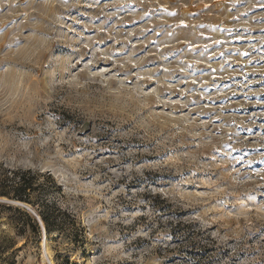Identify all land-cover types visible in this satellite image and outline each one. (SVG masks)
<instances>
[{
    "label": "rangeland",
    "instance_id": "1",
    "mask_svg": "<svg viewBox=\"0 0 264 264\" xmlns=\"http://www.w3.org/2000/svg\"><path fill=\"white\" fill-rule=\"evenodd\" d=\"M52 263L264 264V0H0V264Z\"/></svg>",
    "mask_w": 264,
    "mask_h": 264
},
{
    "label": "trees",
    "instance_id": "2",
    "mask_svg": "<svg viewBox=\"0 0 264 264\" xmlns=\"http://www.w3.org/2000/svg\"><path fill=\"white\" fill-rule=\"evenodd\" d=\"M28 189H30V187H28V185H25L24 187L22 186L20 189H17V190L22 191V192H25V194L27 195L28 194ZM42 216H43V220L46 223V228L49 229L48 219L46 218L45 215H42Z\"/></svg>",
    "mask_w": 264,
    "mask_h": 264
},
{
    "label": "bare ground",
    "instance_id": "3",
    "mask_svg": "<svg viewBox=\"0 0 264 264\" xmlns=\"http://www.w3.org/2000/svg\"><path fill=\"white\" fill-rule=\"evenodd\" d=\"M41 223H42V222H41ZM44 232H45V231H44ZM48 247H49V246L46 245V246H45V250H44L47 256H49V255L51 254L50 249H49ZM44 255H45V254H44ZM45 258H46V257H45ZM52 264H53V263H52Z\"/></svg>",
    "mask_w": 264,
    "mask_h": 264
},
{
    "label": "water",
    "instance_id": "4",
    "mask_svg": "<svg viewBox=\"0 0 264 264\" xmlns=\"http://www.w3.org/2000/svg\"><path fill=\"white\" fill-rule=\"evenodd\" d=\"M45 230V229H44Z\"/></svg>",
    "mask_w": 264,
    "mask_h": 264
}]
</instances>
